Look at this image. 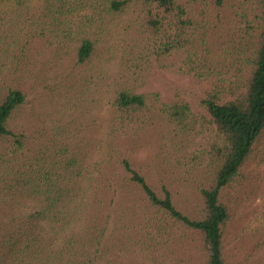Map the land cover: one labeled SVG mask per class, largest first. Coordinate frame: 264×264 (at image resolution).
I'll return each mask as SVG.
<instances>
[{
    "label": "rangeland",
    "instance_id": "374dc122",
    "mask_svg": "<svg viewBox=\"0 0 264 264\" xmlns=\"http://www.w3.org/2000/svg\"><path fill=\"white\" fill-rule=\"evenodd\" d=\"M143 1L130 0L120 15L100 11L103 21L99 20L89 35L95 54L84 65L77 62L76 49L85 14L71 19V41L60 51L56 45H47L46 38L28 45L21 28L10 31L9 12L0 4V96L9 89L26 95L25 104L8 125L22 147L14 137L0 138V264H9L10 258L5 257L13 241L21 231H28V214L43 207L44 196L36 195L35 183H31L36 173L58 159L59 151L76 146L91 166L107 158L108 152L114 158L127 159L159 195L168 189L180 211L192 217L201 214V189L210 186L211 177L204 151L210 148L214 129L182 143L171 137L166 122L146 110L133 122L121 123L113 103L126 89L150 96L154 111L160 103L169 104L181 96L193 111L202 112L200 102L217 78L202 83L191 76L188 54L201 52L205 44L218 50L232 46L246 19L255 22L256 6L243 5V0H225L221 7L215 0H182L195 24L188 33L191 42L185 49L159 57L147 41ZM239 11L246 19L234 15ZM44 34L49 35L47 31ZM14 37L19 43H14ZM68 156H73L72 151ZM106 171L105 180L118 186L129 183L130 175L121 165H110ZM140 196L139 190L134 195L130 189L117 197L108 196V204L113 199L115 203L108 212L111 218L105 217L102 223L110 232L120 228L117 214L130 220L126 206ZM221 201L230 213L224 234L228 264H264V135L240 175L222 191ZM137 224L140 228V222ZM175 233L172 243L162 249L151 246L135 231L131 243L117 245L109 259L122 264H202V236L185 229Z\"/></svg>",
    "mask_w": 264,
    "mask_h": 264
},
{
    "label": "trees",
    "instance_id": "16d2710c",
    "mask_svg": "<svg viewBox=\"0 0 264 264\" xmlns=\"http://www.w3.org/2000/svg\"><path fill=\"white\" fill-rule=\"evenodd\" d=\"M224 1L215 0V4L221 7ZM143 2L147 41L155 47L157 55L162 57L185 49L191 42L188 33L195 24L182 0ZM129 3L130 0H0L10 15V31L21 28L27 34L28 45L34 39L46 38L47 45H56L60 51L71 41V19L85 14L76 49V60L81 65L95 54V43L89 35L98 21H103L100 11L120 15ZM250 3L256 6L255 22L247 20L240 11L234 13L237 18L240 15L246 19V26L239 29L232 46L218 50L205 44L201 52L188 54L186 58L189 74L200 82L217 78L200 102L202 112L193 111L181 96L172 103H160L158 111H154L149 105L150 96L126 89L117 94L113 103L121 123L133 122L136 115L146 110L166 122L171 137L181 139L182 143L214 129L210 148L204 151L209 158L211 177L210 186L201 189V214L192 217L180 211L168 189L159 195L127 159L114 158L108 152L107 158L91 166L80 146H76L67 152L59 151L58 159L54 158L36 173L31 183H35L33 192L44 196L43 207L28 214V231H21L5 257L10 258L9 264H122L109 258L117 245L131 243L135 231L151 246L163 249L172 243L175 231L182 229L202 236V264H228L224 234L230 213L221 201V193L240 175L264 135V0L242 1L243 5ZM87 12L91 14L86 15ZM46 31L49 35L45 37ZM13 41L19 43L18 38ZM22 58L21 54L19 59ZM224 73L231 77L222 78ZM25 102V93L18 89H9L0 96V138H15L8 125ZM15 139L22 147V142ZM70 151L72 157L68 156ZM117 164L130 175L128 184L118 186L105 180L108 167ZM124 189H130L134 195L139 190L142 196L126 206L130 220L127 222L117 214L120 228L110 232L107 224L102 223L105 217L111 218L108 212L115 203L113 199L109 205L108 196L117 197Z\"/></svg>",
    "mask_w": 264,
    "mask_h": 264
}]
</instances>
